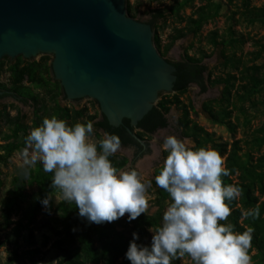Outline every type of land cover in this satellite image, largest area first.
I'll return each instance as SVG.
<instances>
[{
  "label": "trees",
  "instance_id": "trees-1",
  "mask_svg": "<svg viewBox=\"0 0 264 264\" xmlns=\"http://www.w3.org/2000/svg\"><path fill=\"white\" fill-rule=\"evenodd\" d=\"M224 1L229 5H237L248 23L252 24L259 20L264 24V5H253V0ZM221 6L218 0H174L168 7L146 11L145 14L153 20V41L157 50L167 58V53L176 39L189 34L198 36L204 25L221 15ZM188 7L192 9L191 14L180 13ZM126 9L131 16H136L129 0H126ZM174 16L178 23L183 25L179 28L175 27L173 33L167 36L168 41L162 44L156 31V23H166L169 17ZM205 40L213 50H219L220 65L226 71L224 76L217 75L213 78L207 71V85H222V91L220 98L204 102L201 112L208 119L224 124L235 135L237 124L232 120V111L234 108L244 111L243 103L248 101L251 106H255L260 100L256 95L259 96L264 92V68L258 63L247 64L242 60V56L238 55V51L243 50L246 38L234 29L233 24L228 25L222 33H219L217 28L208 31ZM260 47L264 48V43L260 44ZM49 56L42 55L37 60H28L20 55L7 62V82L0 81V88L33 107V115L28 122L27 113L22 112L14 102H11V105L16 107V112L12 115L6 110L7 105L0 103V124L1 121L8 123L11 131L6 134L7 140L0 144L2 149L0 162H5L14 150L27 145L26 138L31 129L41 126L45 117L51 118L55 115L72 126L77 122H93V118L98 116L95 111L87 114L86 107L75 108L57 101V97L63 92L59 81L50 74ZM207 57L209 54L206 51L198 55H190L187 51L179 61L201 63ZM6 59H8L6 56L0 59V72ZM188 87H176L173 89V94L161 96L157 101L162 127L168 125L166 113L175 105L181 110L178 126L183 135L192 136L197 147L211 145L224 157L225 167L230 171L229 176L223 177L224 183L242 188V194L237 200L227 201L232 213L225 223H231L234 225V230L241 233L247 227L254 228L250 249L256 252L251 257L256 259L255 264L264 263V122L254 128L250 140H245L247 144L245 148L239 144V138L230 143L220 140L215 132L205 129L190 118L189 109L193 108L192 105L185 104L180 99L188 92ZM206 87L201 90L206 91ZM34 88L46 91L53 103L51 105L42 103ZM260 101L263 102V99ZM245 120L249 122L248 117ZM93 126L98 129L94 124ZM109 159L117 169H121L127 161V157L120 153ZM160 167L161 165L155 168V176L159 174ZM53 175L44 171L43 164L39 160L33 166L20 168L18 174L11 179L10 186L0 199V214L4 225L14 223L10 231L6 232L5 239L13 241V235L18 236L25 231L27 240L33 241L34 222L43 207L42 200L51 192L59 191L62 197L54 209L59 213V218L56 219L60 227L55 229L56 238L52 241L53 247L57 250L59 264H131L126 258V253L134 239L133 236L127 234L123 228H118L114 222L96 224L80 217L75 203L65 201L62 192L53 187ZM151 181L156 194L153 200L156 208L151 213L141 214L135 220H127L131 230L139 236L136 243L149 248L151 243L141 237L147 234L149 227L156 228L162 225L164 209L171 202L169 194L156 185L155 177ZM29 185H35L33 192L28 191ZM257 205L260 207L259 219L242 217L243 211L255 208ZM13 215L19 217L13 220ZM3 242L4 239L0 240V244ZM26 252L31 254V260L36 263V248H30ZM20 257L21 254L13 249L10 259L5 264H14ZM180 261L181 259L174 260L172 264H180ZM190 264L193 262L191 261Z\"/></svg>",
  "mask_w": 264,
  "mask_h": 264
},
{
  "label": "clouds",
  "instance_id": "clouds-1",
  "mask_svg": "<svg viewBox=\"0 0 264 264\" xmlns=\"http://www.w3.org/2000/svg\"><path fill=\"white\" fill-rule=\"evenodd\" d=\"M93 122L67 121L53 115L31 129L26 138L45 172L53 173V187L63 199L74 202L79 216L90 223H112L128 214L137 219L149 207L151 181L137 168L117 169L109 159L121 149L118 135L103 133L98 142L90 139ZM162 150L167 153L155 176L156 185L171 202L162 225L153 232L151 247L138 245V234L126 253L131 264H172L185 256L193 264H251L253 227L234 230L228 221L232 209L227 201L237 200L242 188L225 184L230 171L218 150L211 145L197 147L193 141L164 135ZM154 150L153 155H158ZM49 206L50 199L42 200ZM243 218H260V207L242 212Z\"/></svg>",
  "mask_w": 264,
  "mask_h": 264
},
{
  "label": "water",
  "instance_id": "water-1",
  "mask_svg": "<svg viewBox=\"0 0 264 264\" xmlns=\"http://www.w3.org/2000/svg\"><path fill=\"white\" fill-rule=\"evenodd\" d=\"M152 18L126 0H0V59L53 55L50 74L70 100L94 99L93 124L120 137L121 150L148 176L162 147L157 100L207 86V62L169 60L153 41ZM0 88V103L9 98Z\"/></svg>",
  "mask_w": 264,
  "mask_h": 264
},
{
  "label": "rangeland",
  "instance_id": "rangeland-1",
  "mask_svg": "<svg viewBox=\"0 0 264 264\" xmlns=\"http://www.w3.org/2000/svg\"><path fill=\"white\" fill-rule=\"evenodd\" d=\"M180 1V0H179ZM221 3V15L214 18L213 21L203 26L200 34L198 36H193L191 34L184 36L183 38L176 39L171 45L170 50L167 53V57L171 60L180 59L188 51L190 55H198L202 51H206L209 54V57L204 58V62L209 64L208 72L211 73V78L215 76H224L226 69L220 65L221 57L219 50H213L210 45L207 44L205 37L208 31L217 28L219 33H222L226 30V27L230 24H233L234 29L243 34L246 38V42L242 47V51H238V55L242 56V60L247 64L258 63L264 68V48L260 47V44L264 43V24L259 20L254 21V23H248L244 19L243 12L237 5H229L224 0H218ZM132 9L135 10L136 16L138 18H149L150 16L145 14L149 9L156 8H165L169 5H172L174 0H129ZM264 5V0H253V5ZM192 9L185 8L181 10L180 13L183 15L191 14ZM183 23H178L176 16L169 17L166 23L158 22L156 23V31L159 34L162 44H165L168 41V35L173 33L175 27H181ZM257 40V41H256ZM44 55V54H42ZM34 57L35 60L39 59L40 56ZM53 55H50L49 61H51ZM9 59L4 61V66L0 72V81L7 82L8 73L6 71L7 62ZM207 76V75H206ZM222 85L215 84L213 86L207 85L206 91L201 90L199 87H188V92L185 93L180 99L185 104H191L192 109H189V116L191 119L201 124L205 129L215 132L216 136L220 140H226L231 142L234 139L239 138V144L242 148H245L247 144L245 140L251 138L254 128L257 125H260L264 122V92L261 95H256L258 99H263V102L260 100L257 101L255 106H251L248 101L243 103L244 111L234 108L232 111V120L237 124V131L235 135L231 133L227 127L217 121H212L208 119L202 112L201 107L204 102L207 100H213L215 98H220L221 96ZM34 91L39 94V98L42 103L46 105H51L53 100L50 99V95L41 89L34 88ZM174 92L163 93L161 96L166 94H173ZM161 98V97H160ZM159 100V98H158ZM157 100V101H158ZM57 101L62 105L73 106L75 108L86 107V113H93L94 111L99 115L100 107L94 99L81 98L79 100H70L66 96L61 95L57 97ZM11 102L17 105L22 112L27 113V121L30 122V118L33 115V108L27 104L21 102L19 99L10 95L5 102L6 110L12 115L15 114L16 107L11 105ZM168 118V125L162 127L163 136L164 135H176L180 139H190L193 141L192 136L183 135L182 130L178 126V119L181 116V110L177 106H171L169 111L166 113ZM249 118V122L245 118ZM93 133L91 134L90 139L92 141L98 142L103 138V131L96 129L93 126ZM8 123L1 121L0 124V144L4 143L7 139L6 134L10 133ZM194 142V141H193ZM163 143V139H162ZM121 151V150H120ZM0 152L2 149L0 148ZM117 153H120L119 151ZM123 153V152H121ZM125 153V152H124ZM33 155H38L34 153V149L29 148L28 145L23 146L20 149L14 150L12 155L5 161L0 162V172H1V183H0V199L5 195L6 189L11 184V179L18 174L20 168H26L33 166L36 161H39L37 158L35 162L32 161ZM167 153L162 150V147L157 155V158L152 166V173L150 176L140 172L145 181H151L155 177V168L162 165L163 160L166 158ZM224 158V157H223ZM136 168L135 164L132 161L127 162L121 169ZM148 188V199L149 207L146 212H152L156 205L154 203L155 189L152 187ZM35 185H29L28 191L33 192L35 190ZM62 195L59 191H53L48 195L50 199L49 206H44L39 211L36 221L34 222L33 228V241L29 242L26 237V232L23 231L20 235H13V241H8L5 239L6 232H9L14 223L5 226L3 217L0 214V240L4 239V242L0 244V264H5L8 259H10L11 251L16 249L21 257L17 259L14 264H59L58 254L55 247L52 245V241L56 238L55 229L60 227V223L57 220L59 218V213L54 209L57 202L61 199ZM168 206V205H167ZM165 207L164 211H166ZM18 215H13L12 219L18 218ZM57 218V219H56ZM128 214H125L124 217L115 221V225L118 228H123L127 234L133 236L134 231L131 230L130 225L127 223ZM162 223V222H161ZM150 229H155L152 227L148 228V232L143 238L147 242L152 241L153 232ZM30 248H36V263H33L30 257L31 254L26 252ZM256 251L254 249L249 250V255L252 256ZM256 259L251 257V264H255ZM191 258L185 256L181 259L180 264H190ZM264 264V263H259Z\"/></svg>",
  "mask_w": 264,
  "mask_h": 264
},
{
  "label": "flooded vegetation",
  "instance_id": "flooded-vegetation-1",
  "mask_svg": "<svg viewBox=\"0 0 264 264\" xmlns=\"http://www.w3.org/2000/svg\"><path fill=\"white\" fill-rule=\"evenodd\" d=\"M138 18V17H137ZM150 18V17H149ZM138 19H142V18H138ZM167 59H169L168 57H167ZM169 60H171V59H169ZM178 60H180V59H178ZM63 95V94H62ZM33 108V107H32ZM99 116V115H98ZM168 123H169V121H168ZM121 150V149H120ZM120 152V154H123V155H125L126 157H127V161H126V163L127 162H129V161H131L130 159H129V157L126 155V153H124L122 150L121 151H119ZM121 152H123V153H121ZM125 163V164H126Z\"/></svg>",
  "mask_w": 264,
  "mask_h": 264
}]
</instances>
